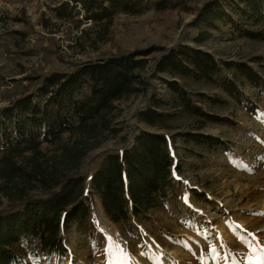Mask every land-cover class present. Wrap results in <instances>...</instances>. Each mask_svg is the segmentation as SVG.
I'll list each match as a JSON object with an SVG mask.
<instances>
[{
	"label": "rangeland",
	"instance_id": "374dc122",
	"mask_svg": "<svg viewBox=\"0 0 264 264\" xmlns=\"http://www.w3.org/2000/svg\"><path fill=\"white\" fill-rule=\"evenodd\" d=\"M191 6L195 9L190 12L157 11L147 2L141 11H118L111 22H95L70 0H0V157L5 151L2 134L19 135L17 125L24 119L19 110L5 114L2 109L32 90L33 83L25 77L30 69L47 75L68 71L70 65L95 60L108 51L188 44L211 52L224 66L223 76L232 77L235 65L246 62L264 78V19L242 21L234 14L240 29L229 21L218 22L216 28L198 27L192 25L195 1ZM245 28L261 35L249 37L242 32ZM204 30L209 36L198 41L196 37ZM43 41L46 46L54 43L60 55L43 56L37 66L39 42ZM227 62L234 64L232 69L225 67ZM153 65L154 61L142 71L147 89L115 102L111 130L100 131L99 145L87 153L77 170L91 173L109 154L130 147L141 130L160 131L168 136L175 160L176 193L149 213L133 215L131 222H116L105 212L99 196L88 189L90 215L64 223L60 229L66 253L53 250L46 255L37 239L26 238L15 247L21 264H108L113 259L111 239L130 257L127 264H250L260 260L259 249L264 247V122L257 117L264 115V86L245 80L240 104L219 83L175 76L193 93L197 106L221 118L204 120L178 105L177 95L165 82L172 77L155 71ZM199 93L223 102H210ZM47 98L38 92L35 102L43 107ZM157 98L168 102L158 109L173 114L163 127L148 125L139 116ZM250 103L259 105L256 113L249 111ZM26 127L42 138L39 133L44 127ZM191 133L220 137L232 151L197 144ZM79 136L64 132L58 141L45 142L42 151L52 162L63 144ZM30 155L27 152L24 158ZM40 193L38 189L29 196ZM18 203L17 197L0 193V212ZM213 248L219 250L216 258ZM116 261L120 263L119 256Z\"/></svg>",
	"mask_w": 264,
	"mask_h": 264
},
{
	"label": "trees",
	"instance_id": "16d2710c",
	"mask_svg": "<svg viewBox=\"0 0 264 264\" xmlns=\"http://www.w3.org/2000/svg\"><path fill=\"white\" fill-rule=\"evenodd\" d=\"M70 1L80 5L86 18L95 22H111L118 11H141L147 2H151L157 11L190 12L195 9L191 1L197 4L192 25L198 27L216 28L218 22L229 21L240 29L234 14L242 21L258 23L264 19V0ZM199 1L203 3L199 5ZM242 32L249 37L261 35L250 28L242 29ZM208 36L209 32L204 30L196 39L204 41ZM45 43L39 42L42 57L60 55L54 43L49 46ZM152 61L155 71L172 77L166 78L165 82L177 95L178 105L204 120L221 118L197 106L193 93L175 76L219 83L222 90L240 104L244 102L242 85L245 80L256 87L264 86L263 76L246 62L236 64L234 71V64L227 62L225 67L232 69L233 76H223L224 66L211 52L188 44L169 48L154 45L127 52L108 51L95 60L70 65L68 71L47 75L34 71L27 73L25 77L33 83L32 90L14 98L2 109L5 114L19 110L24 119L17 125L19 135L13 136L7 131L2 134L5 151L0 157V193L11 199L17 197L19 203L0 212V264H21L22 257L15 247L26 238L37 239L46 255L53 250L65 254L60 229L64 223L81 221L90 215L88 189L99 196L105 212L116 222H131L133 215L149 213L176 193L175 160L168 136L160 131L141 130L130 147L109 154L91 173L77 170L87 153L99 145L100 131L111 130L115 102L147 89L142 71ZM38 92L48 97L43 107L35 102ZM199 96L210 102H223L221 98L205 93H199ZM165 104L168 102L162 98L155 99L153 107L140 111V119L151 126H165V120L173 115L158 109ZM258 108V104L248 105L252 113ZM64 110L67 111L65 114ZM31 124L39 130L44 127L43 133H39L42 138L23 129ZM64 132L80 136L72 143L63 144L61 153L51 162L42 151V145L58 141ZM191 135L197 144L232 151L220 137L206 133ZM27 152L31 155L24 158ZM19 158L24 162L20 163ZM38 189L40 195L29 196Z\"/></svg>",
	"mask_w": 264,
	"mask_h": 264
},
{
	"label": "snow or ice",
	"instance_id": "6c2138e0",
	"mask_svg": "<svg viewBox=\"0 0 264 264\" xmlns=\"http://www.w3.org/2000/svg\"><path fill=\"white\" fill-rule=\"evenodd\" d=\"M261 122H264V115H261L259 117H257ZM185 199H187V197H185ZM259 242V241H258ZM111 252L113 253V259H110L108 261V264H117L116 261V256L118 255L120 260H121V264H127L128 259L130 258L128 256L127 253H125V251L120 248L117 244V242L115 240L112 241V246H111ZM212 251L216 254L213 258H216L217 256H219V250L218 248H213ZM253 251H257L256 249H253ZM261 256H260V260L258 262H250V264H264V247H261L259 249Z\"/></svg>",
	"mask_w": 264,
	"mask_h": 264
},
{
	"label": "built area",
	"instance_id": "2783aa9c",
	"mask_svg": "<svg viewBox=\"0 0 264 264\" xmlns=\"http://www.w3.org/2000/svg\"><path fill=\"white\" fill-rule=\"evenodd\" d=\"M0 27H1V29H3V25H2V23L0 22ZM7 55V54H6ZM37 57V63H36V65L38 66L39 65V62H40V59H41V57H42V55L40 54V53H38V55L36 56ZM31 72V69L30 70H28V71H26V74L27 73H30ZM25 81V83L27 82V80H24Z\"/></svg>",
	"mask_w": 264,
	"mask_h": 264
},
{
	"label": "bare ground",
	"instance_id": "6f19581e",
	"mask_svg": "<svg viewBox=\"0 0 264 264\" xmlns=\"http://www.w3.org/2000/svg\"><path fill=\"white\" fill-rule=\"evenodd\" d=\"M112 241H113V239H111V246H112ZM116 257H118V256H116ZM119 264H121V260H120V258H119ZM118 264V263H117Z\"/></svg>",
	"mask_w": 264,
	"mask_h": 264
}]
</instances>
